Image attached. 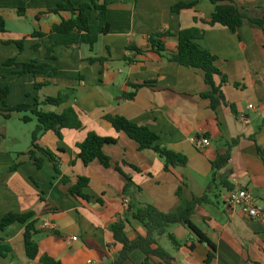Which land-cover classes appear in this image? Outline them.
<instances>
[{"label":"crops","instance_id":"crops-1","mask_svg":"<svg viewBox=\"0 0 264 264\" xmlns=\"http://www.w3.org/2000/svg\"><path fill=\"white\" fill-rule=\"evenodd\" d=\"M72 1L76 6L90 2ZM59 2L0 0V16L7 22V33L0 34V91L10 89L7 108L33 105L42 98L70 92L68 103L45 106L43 110L62 114L75 108L84 125L81 130L63 129L61 137L52 131L41 133L40 146L62 160L61 173L57 174L49 160L39 169L26 155L33 148L37 118L29 111L6 119L1 112L6 107L0 104V221L10 213L33 214L38 230L35 241L40 248L39 257L29 259L24 246L26 225L16 223L0 230V244L12 248L11 254L0 257V264H42L44 255L61 264H113L123 246L115 241L111 226L124 222L127 236L135 240L147 235L144 225L134 218L139 208L151 205L165 214L174 213L182 205L179 190L186 200L203 198L213 179L212 162L234 140L239 142L229 163L218 172L219 188L193 216L194 224L216 250L182 225L167 230L179 242L178 247L168 234L157 239L174 257V264H264V221H254L241 210L225 206L223 198L233 190L222 184L224 180L234 190L251 191L257 205L264 209V159L259 151L264 152V28L246 21L234 34L219 25L204 24L202 20H210L216 9L210 0H121L109 6L111 31L100 37L94 50L87 45L56 48L59 73L51 78L40 76L38 81L49 80L51 84L37 90L33 75L18 77L5 62L11 58L19 63L45 62V49L35 51L39 40L31 35L37 30L49 34L62 18L71 17L68 13H49ZM180 3H196V7L173 12L172 7ZM236 3L253 18L264 19V0ZM19 9L25 14L20 15ZM88 16L95 24L98 13L90 10ZM195 27L205 32L198 43L218 57L222 76L216 82L226 103L216 110L203 97L210 88L201 70L172 64L149 44L152 35L171 32L166 49L169 54L176 53L181 31ZM23 39V51L15 44L3 43ZM129 46L146 52L139 54L128 50ZM223 77L227 83H223ZM146 82L154 85L138 91L131 87ZM134 92V100L121 99L124 93ZM106 115L122 116L150 128L159 136L158 145L187 157V166L166 171L157 153L141 150L126 133L116 131L104 119ZM24 117L32 120L25 123ZM91 132L116 140L104 148L111 168L99 161L86 166L79 159L78 146ZM205 138L211 145L201 147L199 142ZM19 163L21 166L13 171ZM118 165L122 173L116 170ZM64 177L69 179L68 184L63 182ZM81 177L89 179L85 191L91 197L89 201L69 193ZM127 178L133 185L125 190ZM126 199L130 200V211L125 210ZM45 223L55 229L45 230ZM146 260L143 251L135 250L126 264H163L154 255L148 263Z\"/></svg>","mask_w":264,"mask_h":264},{"label":"trees","instance_id":"trees-1","mask_svg":"<svg viewBox=\"0 0 264 264\" xmlns=\"http://www.w3.org/2000/svg\"><path fill=\"white\" fill-rule=\"evenodd\" d=\"M121 0H90L80 6H76L72 0H60L57 8L50 10V14L61 15L68 13L71 15L69 19L62 18L59 24H55L49 34L41 31H35L31 37L39 40L33 47L37 52L45 49V62L32 60L27 63L17 62V58H11L5 62V66L13 70V74L22 77L25 75H33L36 79L35 88L40 90L51 84L49 80L38 81L40 76L51 78L59 73L56 66L57 56L56 48L64 47L70 49L76 46L87 45L91 50H94L95 45L103 35H107L111 31V23L109 22L108 13L109 6ZM216 6L215 12L210 20H202V22L209 26L219 25L221 27L231 30L234 34L238 33L246 21H250L264 28V19H255L244 8L237 5L236 0H210ZM196 7L194 4L180 3L172 7L175 13H181L185 10H192ZM95 10L98 13L97 21L91 24L88 11ZM19 14L24 15L25 10L19 9ZM40 19V17L38 18ZM197 22L199 19H195ZM7 33V22L0 16V34ZM205 32L199 28H191L181 31L178 36V50L176 53L169 54L166 49V39L172 37L171 32H161L152 35L149 38V44L155 53L167 59L170 63L176 64L181 67L189 69L201 70L204 73L206 84L209 86L210 91L203 94L205 99L211 101L213 109H217L223 103L225 104V96L221 86L217 85L216 79L222 76L221 71L217 67L218 57L204 49L198 40L204 37ZM5 45L15 44L21 51L25 48V40H7L3 41ZM128 50L136 51L139 54H144L146 51L137 47L129 46ZM100 61L104 62L103 59ZM223 83H227L226 77H223ZM154 82H146L144 84H131L136 91L139 89L150 86ZM10 89L7 87L0 91V104L6 107L2 110L4 117L10 119L15 113H25L31 111L32 115L37 118L39 123L38 128L33 134V148L26 154L29 156L31 162L39 169L44 167L46 159L52 162L55 166L57 174H60L61 158L52 151L43 148L39 144L42 132L52 131L61 137L63 129L81 130L84 128L83 122L80 120L79 114L75 108H68L62 114L54 112H46L43 110L45 106L60 107L69 102L71 96L70 92L62 93L57 97H45L37 100L35 104L23 103L12 108H7V99L9 97ZM136 92L127 94L124 93L121 97L123 100H134ZM110 123L113 128L118 132L126 133L132 140L140 145L141 150H153L165 162L166 171L171 168L185 167L188 164V159L182 154L171 151L165 147L158 145L159 136L155 134L150 128L146 126L137 125L122 116L106 115L104 118ZM32 120L30 117H24L23 121L28 123ZM239 140H234L227 144V150L219 154L212 162L213 164V179L210 183L207 194L203 198H194L193 200H186L181 195V190L178 194L182 199V205L174 212L165 214L159 211L156 207L151 205H144L134 212V218L144 225L147 229L146 236H140L135 240L129 239L125 231L126 225L124 222L119 221L111 226V231L117 243L123 246L118 259L113 264H126L130 254L135 250L143 251L148 263L149 257L154 255L159 257L163 264H174V257L162 248L157 237H162L168 234L174 246L178 247L180 244L173 234L168 233V229L175 225H182L194 233L202 242H206L214 251L215 246L209 241L203 232L194 224L193 216L196 213L198 206L210 202V194L219 188L218 172L224 169L231 158L233 148L238 144ZM116 140L113 138H104L94 132L88 134L85 142L80 144L79 159L86 165H90L94 161H99L105 168L112 167V161L104 152L107 145L115 144ZM264 159V152L259 150ZM41 154V156H39ZM21 164H16L12 167L16 171ZM135 171H141L137 167L132 166ZM116 170L122 173L120 166H116ZM125 190H128L133 185L130 178ZM63 182L69 183V179L64 177ZM223 187L228 190H234L233 186L227 182L222 181ZM89 187V179L78 178L75 186L70 188L69 193L73 197H79L85 200H90L91 197L85 192ZM33 214H7L0 221V230H4L16 223L26 225L24 234L25 251L29 259L36 260L40 255L39 244L35 241V236L38 234L37 223L32 221ZM12 253V248L7 245L0 244V257H7ZM42 264H61L54 258L44 255L40 258ZM212 260V256L208 262Z\"/></svg>","mask_w":264,"mask_h":264},{"label":"built area","instance_id":"built-area-1","mask_svg":"<svg viewBox=\"0 0 264 264\" xmlns=\"http://www.w3.org/2000/svg\"><path fill=\"white\" fill-rule=\"evenodd\" d=\"M250 108H253V105H251ZM245 121L248 122V119ZM199 145L201 147H208L211 143L205 138L199 142ZM223 204L231 209L241 210L248 218L254 221H264V209L257 205L253 193L247 189H238L229 192V194L223 198ZM124 207L126 211L131 210L129 199L125 200ZM43 228L48 231H53L55 226L50 223H45L43 224ZM89 264L93 263L90 262Z\"/></svg>","mask_w":264,"mask_h":264}]
</instances>
